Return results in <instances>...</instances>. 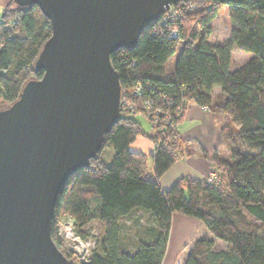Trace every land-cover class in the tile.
Here are the masks:
<instances>
[{
  "label": "trees",
  "instance_id": "obj_1",
  "mask_svg": "<svg viewBox=\"0 0 264 264\" xmlns=\"http://www.w3.org/2000/svg\"><path fill=\"white\" fill-rule=\"evenodd\" d=\"M174 7L181 12L178 20L161 17L142 30L132 50L110 54L121 100L148 102L178 125L189 104L221 115L229 158L210 161L215 181L181 178L163 190L159 179L190 155L193 143L170 126L145 135L135 115L121 112L102 143V149L113 148L109 162L100 151L71 175L55 202L51 238L69 264L76 260L56 235L63 214L74 217L80 236L99 232L95 251L81 264H161L173 214L200 221L213 238L195 240L184 264H264V0H183ZM220 8L227 9L232 29L219 45L208 39ZM51 31L38 6L6 1L0 14V110L18 99L25 82L43 75L34 64ZM233 50L252 58L230 72ZM176 55L174 71L166 73V63ZM134 87L141 95L132 99ZM137 137L156 145L150 178L148 158L129 149ZM138 209L151 214L154 225L126 232L122 220ZM215 240L226 248H216Z\"/></svg>",
  "mask_w": 264,
  "mask_h": 264
},
{
  "label": "water",
  "instance_id": "obj_2",
  "mask_svg": "<svg viewBox=\"0 0 264 264\" xmlns=\"http://www.w3.org/2000/svg\"><path fill=\"white\" fill-rule=\"evenodd\" d=\"M36 5L51 36L40 78L0 110V264H69L51 238L61 187L102 150L121 87L110 54L132 50L144 28L183 0H6Z\"/></svg>",
  "mask_w": 264,
  "mask_h": 264
},
{
  "label": "crops",
  "instance_id": "obj_3",
  "mask_svg": "<svg viewBox=\"0 0 264 264\" xmlns=\"http://www.w3.org/2000/svg\"><path fill=\"white\" fill-rule=\"evenodd\" d=\"M229 37L230 35L223 42H227ZM233 52H231V61L234 55ZM171 70L173 72L174 67ZM213 93L220 95L219 89H215ZM186 110L179 125V132L184 141L193 143V148L190 155H186L181 160L173 163L170 169L161 176L159 185L163 190H170L171 186L181 178L204 180V178L213 174L210 161L214 156L225 159L229 158L230 155L221 134V129L225 124L223 117L217 113L199 108L195 104H189ZM151 218V214L138 209L122 221L126 232H136L140 227L144 229L147 225H154ZM171 221L167 248L161 264H184L195 240L213 239L198 220L173 214ZM214 242L216 248H226L225 244L218 247L221 244L220 241L215 240Z\"/></svg>",
  "mask_w": 264,
  "mask_h": 264
},
{
  "label": "built area",
  "instance_id": "obj_4",
  "mask_svg": "<svg viewBox=\"0 0 264 264\" xmlns=\"http://www.w3.org/2000/svg\"><path fill=\"white\" fill-rule=\"evenodd\" d=\"M180 14L181 12L177 8L170 6L161 17L163 20L168 19L173 22L180 18ZM176 34V32H173L172 36L175 37ZM130 95L132 96V99L140 97V88L134 87ZM123 111L133 116L143 117L151 124L153 129H157L160 126H170L174 131H179L180 124L178 125L177 123L170 121V118H172L171 114H167L159 109L154 110L148 102H145L144 104H135L127 98L120 99V113ZM216 177L217 175L214 173L210 174L206 179L212 182L215 181ZM56 226V235L61 241L60 247L62 250L70 253L76 260V264H81L87 261L93 251H95L96 245L99 242L100 235L98 230L93 229L84 237L80 236L76 230L74 217L68 214H63Z\"/></svg>",
  "mask_w": 264,
  "mask_h": 264
},
{
  "label": "rangeland",
  "instance_id": "obj_5",
  "mask_svg": "<svg viewBox=\"0 0 264 264\" xmlns=\"http://www.w3.org/2000/svg\"><path fill=\"white\" fill-rule=\"evenodd\" d=\"M6 0H0V13H2L3 9L5 8ZM211 33L208 39V42L212 44H222L223 41L231 34L232 24L230 20H228V13L227 9L220 8L218 16L214 19V21L210 25ZM233 52V51H232ZM233 59L231 61V66L229 68V71L232 72L235 69H238L239 67H242L246 62L252 58V55L246 52H241L239 50L233 52ZM177 55L171 58L166 63V73H172L171 68L174 67V63L176 61ZM135 121L140 124L141 130L143 134L147 135H153V129L151 127V124L145 120L141 116H135ZM129 149L133 153H142L144 156L148 158L147 163V178L151 177V155L154 154L156 150V145L150 142L149 138L147 137H137L136 141L129 145ZM113 155V148L110 146V144H107L103 146V149L100 152L101 158H104L106 162H109L111 159V156ZM146 212V211H145ZM146 222V221H145ZM149 224V222H148ZM91 227H96L97 229L102 231V226L100 224H96L95 222H90L89 224ZM219 241V240H217ZM221 242V241H220ZM224 243L221 242L218 247H221L220 245H223Z\"/></svg>",
  "mask_w": 264,
  "mask_h": 264
}]
</instances>
